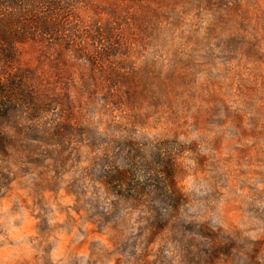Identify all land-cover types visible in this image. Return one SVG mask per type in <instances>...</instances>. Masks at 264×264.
Masks as SVG:
<instances>
[{
	"label": "clouds",
	"instance_id": "1",
	"mask_svg": "<svg viewBox=\"0 0 264 264\" xmlns=\"http://www.w3.org/2000/svg\"><path fill=\"white\" fill-rule=\"evenodd\" d=\"M3 20L0 264H264V0Z\"/></svg>",
	"mask_w": 264,
	"mask_h": 264
},
{
	"label": "trees",
	"instance_id": "2",
	"mask_svg": "<svg viewBox=\"0 0 264 264\" xmlns=\"http://www.w3.org/2000/svg\"><path fill=\"white\" fill-rule=\"evenodd\" d=\"M13 3H15V0H12ZM13 22L9 20H3L0 21V39L5 40L10 44L11 37H15L17 34L15 32L9 33L8 29L10 28L11 24ZM16 23H19V21H16ZM7 50L0 48V53L6 54Z\"/></svg>",
	"mask_w": 264,
	"mask_h": 264
}]
</instances>
